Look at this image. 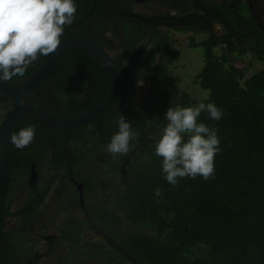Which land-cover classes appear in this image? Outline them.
Wrapping results in <instances>:
<instances>
[{"label": "flooded vegetation", "instance_id": "flooded-vegetation-1", "mask_svg": "<svg viewBox=\"0 0 264 264\" xmlns=\"http://www.w3.org/2000/svg\"><path fill=\"white\" fill-rule=\"evenodd\" d=\"M94 1L74 0L76 18L65 28L61 39L89 38L110 56L120 73L118 99L101 116L100 125L90 123L76 129L55 131L43 129L34 118L19 124L15 132L31 125L36 129V136L23 150L12 145L10 177L0 206V264H54L56 261L66 264L64 257L38 262L37 251L38 244L41 249L48 248L46 242L68 248L63 240L67 227L80 228L79 231L75 228L73 233H79L82 243H87L88 229H95L97 238L103 236L99 218L118 213V193L132 185L134 157L146 146L156 143L162 134L163 129L157 135L149 125L150 116L157 110L152 111L149 105L150 94L157 90L154 84L169 91L168 84L160 82L159 74L168 73L175 78L176 84L179 79L173 71L177 60L166 70L167 62L161 51L152 52L158 47L148 43L153 34L160 32L164 39L169 37L170 49H174L172 42L176 31L192 32L196 36L205 34L206 38L218 40L231 36L234 40L233 33H252L246 31L247 10L256 21L258 28L254 31L257 34L264 31V0H97L94 12L80 23ZM232 20L236 21L238 30L231 28L229 21ZM142 25L146 28H141ZM140 36L137 44L129 42ZM193 38L196 40L192 37L191 42ZM39 59L29 66L24 76L40 65L42 60ZM19 78L22 77L15 76L10 81ZM109 81L108 72L98 61L69 56L59 61L46 82L24 96L22 103L54 113H79L104 99ZM14 105V96L0 94V110L3 111L0 131ZM119 115L139 132L138 142H132L135 147L120 163L106 151L112 135L118 132ZM99 159L102 162H98ZM34 227L44 234L40 241L31 239ZM16 237L25 241L28 254L12 252ZM66 255L71 256L69 248ZM23 256L29 261L25 262Z\"/></svg>", "mask_w": 264, "mask_h": 264}, {"label": "trees", "instance_id": "trees-1", "mask_svg": "<svg viewBox=\"0 0 264 264\" xmlns=\"http://www.w3.org/2000/svg\"><path fill=\"white\" fill-rule=\"evenodd\" d=\"M245 19L246 31L252 32L248 35L233 33L234 40L228 36L224 40L193 38L191 42L203 49L204 66L196 76L201 88L209 92L203 103H214L223 112L218 121L207 112L198 118L199 123L215 129L220 140L214 176L183 178L170 185L164 179L162 158L155 155L156 143L146 146L134 157L132 185L118 193V213L99 218L106 244L91 253L94 258L107 264H264V66L248 77L230 59L233 54L236 58L250 54L264 64V31H254L258 27L248 10ZM229 24L238 30L236 21ZM140 39L129 42L135 45ZM148 43L158 46L152 52L161 51L166 70L180 57L179 51L170 49V38L164 39L160 32ZM220 46L225 51L218 56ZM69 56L94 60L80 50H69L60 61ZM159 76L170 90L155 83L157 90L150 94V109L157 110L149 125L157 135L167 125L165 113L170 106L191 107L193 103L174 77ZM123 157L116 161L120 163ZM124 224L149 233L126 229ZM75 228H65L63 236L71 254L90 246L82 243L79 233H73ZM12 245V252H29L19 237ZM23 260L29 261L26 256Z\"/></svg>", "mask_w": 264, "mask_h": 264}, {"label": "clouds", "instance_id": "clouds-1", "mask_svg": "<svg viewBox=\"0 0 264 264\" xmlns=\"http://www.w3.org/2000/svg\"><path fill=\"white\" fill-rule=\"evenodd\" d=\"M76 12L74 0H0V81L23 77L39 57L54 54ZM202 112L217 121L223 115L214 103L170 106L165 113L167 125L156 142L155 155L162 158L164 179L170 185L175 186L183 178L200 176L208 180L214 176L220 140L215 129L198 122ZM35 136V127L29 125L13 133L10 143L23 150L34 142ZM138 139L139 132L119 115L118 132L112 135L106 151L115 160L127 155L135 147L132 142Z\"/></svg>", "mask_w": 264, "mask_h": 264}, {"label": "water", "instance_id": "water-1", "mask_svg": "<svg viewBox=\"0 0 264 264\" xmlns=\"http://www.w3.org/2000/svg\"><path fill=\"white\" fill-rule=\"evenodd\" d=\"M96 7L97 0L94 1L93 7L86 16L81 19L80 23L90 16ZM112 9L118 12L116 9ZM125 16L135 17L131 14H125ZM139 19L144 22H149L141 17ZM69 50H80L88 54L92 59L98 61L108 72L110 81L104 99L89 110L71 114L54 113L36 105L23 104L22 98L28 93L38 90L40 86L46 82L55 66L58 65L62 54ZM119 93L120 73L113 60L95 41L85 37L62 38L58 50L47 57L43 56L40 65L33 72L15 81H0V94L12 95L15 97L14 108L6 118L0 131V206L10 177L12 154L10 137L15 133L22 121L28 118H34L40 123L43 129L55 131L60 129H76L90 123H97L100 125L101 116L117 101Z\"/></svg>", "mask_w": 264, "mask_h": 264}, {"label": "rangeland", "instance_id": "rangeland-1", "mask_svg": "<svg viewBox=\"0 0 264 264\" xmlns=\"http://www.w3.org/2000/svg\"><path fill=\"white\" fill-rule=\"evenodd\" d=\"M192 37H196L197 41H201L206 38V35L199 34L196 36V34L192 32L176 31L173 33L172 48L178 50L180 53V58L176 61L173 69L174 75L179 78L177 86L182 92L188 93L190 95L191 99L193 100L191 107H195L200 103H203V101L208 98L209 92L201 88L196 77L204 66V56L203 49L201 47L191 45ZM224 51L225 47L223 46H220L216 49L218 56L223 54ZM230 59L232 61L234 60L237 67L244 70V73L248 77L260 71L264 66L262 62L255 60L250 54L241 58H236L233 54ZM2 114L3 111L0 110V116H2ZM98 162H102V160L99 159ZM99 167L101 168V165H99ZM46 220L47 219H45V221ZM125 228L134 230L136 232H141L143 234L149 233V230L147 229L139 230L136 227L129 225H125ZM45 230H47V228H45ZM88 230L90 231L87 232L85 241L90 244V246L85 248L84 251L76 250L71 254V256L66 255L68 253V248L65 249L64 246L60 247L57 243L46 242V246L49 245V247L46 249H41V244L37 243L39 249V251H37L38 262H51L55 260H61V258L64 257L66 264H107L100 259L94 258L91 254L94 250L102 247L101 245L106 244V241H104L105 237L102 236L97 238L95 235V229L91 228ZM46 234L47 233H45V235ZM31 235L32 237H30L33 241H36L37 238L40 241L44 234L41 233V229L34 227L33 230H31ZM92 236L94 237L91 238ZM44 239L47 241V238Z\"/></svg>", "mask_w": 264, "mask_h": 264}]
</instances>
